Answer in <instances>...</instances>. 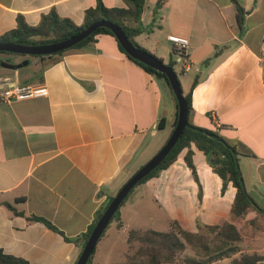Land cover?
Returning <instances> with one entry per match:
<instances>
[{"label": "crops", "instance_id": "crops-1", "mask_svg": "<svg viewBox=\"0 0 264 264\" xmlns=\"http://www.w3.org/2000/svg\"><path fill=\"white\" fill-rule=\"evenodd\" d=\"M99 2L126 7L124 0H0V37L16 29L20 17L37 26L51 11L81 25L86 11ZM237 2L244 8L242 23L233 0H146L136 41L166 65L175 62L168 37L190 41L192 69L181 75V85L186 95L196 82L191 123L218 132L237 148L257 210L234 223L243 242L251 240L240 246L242 253L262 255L264 0ZM22 58L0 60L17 65ZM40 85L48 88L47 97L11 103L1 97L8 87ZM175 114L167 83L132 61L111 35L98 36L91 50L68 51L54 64L38 58L18 70L0 66V250L29 264H76L82 247L74 240L134 175L127 178V173L140 169L154 149L159 152L166 144ZM192 149L202 200L185 162L188 149L144 184L164 212L168 230L172 221L197 232L199 221L220 225L231 218L234 187L229 184L223 195V181L206 155ZM142 188L135 189L120 220L106 230L93 264H109L117 249L128 250L131 230L147 231L140 228L141 214L132 210Z\"/></svg>", "mask_w": 264, "mask_h": 264}, {"label": "trees", "instance_id": "trees-1", "mask_svg": "<svg viewBox=\"0 0 264 264\" xmlns=\"http://www.w3.org/2000/svg\"><path fill=\"white\" fill-rule=\"evenodd\" d=\"M124 1L126 3V7L123 8H108L102 2H99L95 8H90L86 11L84 22L81 25H77L69 18L59 16L56 11H51L49 14L44 15L40 24L37 26L28 25L24 19L20 17L18 19L17 28L1 36L0 43H16L24 46L49 45L75 36L95 22L106 20L120 26L135 47L143 50L144 52L150 53L142 48L136 41V37L141 34L139 23L146 7V0ZM233 1L236 4L239 13V21L242 23L244 19V8L237 2V0ZM105 34L111 35L116 39L114 34L109 29L99 28L87 39L66 51L51 56L35 57L42 60H50V64H54L68 51L91 50L97 41V37ZM119 46L122 51H124L120 44ZM14 55L25 56L0 52V57ZM127 56L132 61L143 67L148 73L155 75L158 79L164 80L168 83V78L165 74L159 73L151 67L134 60L128 54ZM159 60L163 61L162 59ZM168 65L173 67L175 70V62H170ZM175 72L177 73L178 78L182 75L181 72H177L176 70ZM195 86L196 82H194L190 92L184 95L188 103L189 123L191 127L184 130L176 146L172 149L164 161L130 192L128 197L124 200L116 214L111 219L106 230L113 221L120 220L121 208L130 198L131 194L134 193V190L138 186L159 177L164 170L170 168L178 160L181 153L185 149H188L185 156V162L191 170L195 181L199 185V199L202 200V186L194 164L193 146L206 155L213 171L222 179V194L224 195L226 193L229 184H232L234 187L236 193L231 207V218L220 225H205L199 221L197 232L184 230L176 221H172L170 223V230L168 232H159L154 230H131L128 237L129 249L125 254V261L122 264H215L227 259L231 260L230 264H264V254L242 253L240 244L243 242L244 238L241 230L234 223L235 220L246 217L250 210H257L256 206L250 201L244 180L239 177L237 171L233 151L236 152L237 156L239 155V152L234 145H232L218 132L199 128L191 123V116L193 114L192 93ZM169 89L176 104V114L173 124V128L175 129L178 121V102L170 87ZM206 132L216 135L218 139L209 137ZM113 198L114 197H111L105 207L98 213L94 223L90 226L88 231L74 240V242L81 244L82 250L96 224ZM8 207L14 209L10 205H8ZM260 214L264 215V212H260ZM32 219L44 221V219L36 216L32 217ZM45 222L52 229L57 230L50 222ZM106 230L102 237L105 235ZM97 247L87 264H93ZM188 248L191 249L193 255L186 256L181 262H178L179 256ZM0 264H29V262L22 258L6 254L0 250Z\"/></svg>", "mask_w": 264, "mask_h": 264}, {"label": "water", "instance_id": "water-1", "mask_svg": "<svg viewBox=\"0 0 264 264\" xmlns=\"http://www.w3.org/2000/svg\"><path fill=\"white\" fill-rule=\"evenodd\" d=\"M99 28L109 29L116 37L119 44L122 46L124 51L132 57L134 60L139 61L146 66L151 67L159 73H163L168 78V87L171 88L174 96L178 102V121L177 125L166 142V144L160 149V151L151 158L145 165H143L119 190L116 196L113 198L105 212L102 214L98 223L96 224L94 230L89 236L82 253L76 264H87L91 255L95 251L99 240L101 239L103 233L105 232L107 226L109 225L111 219L116 214L124 200L128 197L130 192L143 180L145 179L153 170H155L169 155L172 149L176 146L180 137L182 136L185 129L190 128L189 123V108L188 103L185 99L181 82L178 78L177 73L174 68L166 65L163 61H160L155 56L150 53L144 52L143 50L135 47L129 40L123 29L106 20L98 21L81 31L79 34L62 40L57 43L41 46H24L16 43H0V52L13 53L25 56H51L63 51H66L80 42L87 39ZM29 65V61L14 65L6 61H0V66L8 70H18ZM209 137L213 139H218L214 134L206 132ZM236 167L239 177L243 180L242 173L240 171L238 156L235 151H233ZM253 205L254 202L249 197Z\"/></svg>", "mask_w": 264, "mask_h": 264}, {"label": "rangeland", "instance_id": "rangeland-1", "mask_svg": "<svg viewBox=\"0 0 264 264\" xmlns=\"http://www.w3.org/2000/svg\"><path fill=\"white\" fill-rule=\"evenodd\" d=\"M22 57H23L22 59H25V60L22 61V63L26 62V61H31V60H34V59H38V58H36L34 56H22ZM175 70L177 72H179V68L178 67H175ZM179 78H180V82H182V83L185 82L184 81L185 78L183 76L180 75ZM157 151H158V149H154L152 151V153H150L146 157L145 161H143V162L147 163L148 161H150L151 158H153L158 153ZM239 167H240V171L242 173V169H241L240 164H239ZM135 170H136V168L132 169L130 172H128L127 173V178H129L131 175L135 174L134 173V172H136ZM140 187L141 188L143 187L142 188L143 191H144L143 196L140 199V201L138 202V204L132 209L134 212H138L142 216L141 220L139 221L140 224H141L140 228H142L143 230H156V231H159V232H168L169 230H168V227H167V223H166L167 221H166V218L164 216V212L159 210L160 208L157 206L155 200L153 199L152 193L148 190V188L145 187L144 184H142V186L140 185L136 189H141ZM134 191H135L134 194H136L137 193L136 190H134ZM132 198H133V196H131V198H129L127 201L130 202ZM129 202H127L126 205H128ZM126 205L124 207H126ZM124 207L121 208V211L124 209ZM157 216H159V217L162 216V218H163L162 221H159ZM257 224L261 225L260 223H257ZM250 241L251 240L249 238H246L245 241L242 242L240 246L245 248L246 246H248ZM120 249H122V248H120ZM120 249H117L115 251V253L113 254L112 259L109 261V264H122L125 261L124 252L127 249H125V251H123V252H121ZM128 249H129V247H128ZM190 255H193V252L191 251V249L188 248L183 254H181L179 256L178 262H181L182 259H184L186 256H190ZM230 263H231V260H228V259L218 262V264H230Z\"/></svg>", "mask_w": 264, "mask_h": 264}, {"label": "built area", "instance_id": "built-area-1", "mask_svg": "<svg viewBox=\"0 0 264 264\" xmlns=\"http://www.w3.org/2000/svg\"><path fill=\"white\" fill-rule=\"evenodd\" d=\"M173 45V52L175 56L176 67L182 75L186 74L192 69V62L190 60V41L186 38L171 35L168 37ZM260 59L264 64V41L261 45ZM49 90L45 85L40 86H12L6 88L1 97L5 102L22 101L27 99H34L39 97H47Z\"/></svg>", "mask_w": 264, "mask_h": 264}]
</instances>
